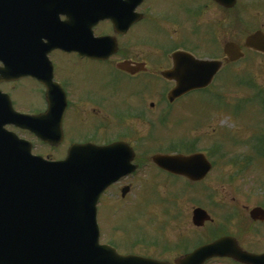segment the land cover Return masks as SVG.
Wrapping results in <instances>:
<instances>
[{
    "label": "flooded vegetation",
    "instance_id": "obj_1",
    "mask_svg": "<svg viewBox=\"0 0 264 264\" xmlns=\"http://www.w3.org/2000/svg\"><path fill=\"white\" fill-rule=\"evenodd\" d=\"M66 19L67 16L60 15L61 21ZM257 32L264 33V0H236L231 8L214 0H181L178 4L174 0H142L124 23L99 21L93 27V35L111 37L118 47L108 59L96 60L80 56L77 52L59 49L48 54L52 62L53 81L58 83L66 95L67 106L62 121L63 141L52 146L40 142L29 133L35 151H38V147H43L47 149V153L55 154L56 151L52 150L60 149V153L56 155H46L49 159L58 160L65 155L72 143H124L134 151L133 164L137 169L122 177L114 186L117 189L129 186V191L132 187L131 179L136 175H143L148 166L155 173L163 175L164 181L181 180L193 185L194 182L190 183L185 177L157 167L151 157L158 153L189 155L202 152L212 164L209 173L198 183L205 182L217 166L214 156L219 154L218 157L222 158L221 146H212V150L199 149L198 140L193 139L191 132L203 123L212 126L211 131L214 133H227L218 124H210L211 119L217 121L227 110L224 93L221 94L216 87L217 84H223L220 74L225 75L228 68L235 69L248 57H260L264 60V53L246 47V39ZM227 43L236 44L243 57L225 62ZM207 60L222 63L212 83L170 100L168 95L177 86L179 75L172 78L164 73L172 71L175 66L183 67L190 63L193 67L195 61ZM122 63L125 64V69L117 67ZM257 66L262 67L261 64ZM46 70L50 71V68ZM31 79L32 77H28L25 82L35 81ZM35 82L43 101L42 109L37 112V100L32 103L34 113H38L47 110V98L45 88L37 80ZM253 83L257 85V81ZM217 88L222 91L221 86ZM185 102H188L187 107L180 110ZM240 103L242 95L236 98L234 104L235 120H238L234 126L242 128L244 126L238 112ZM178 115L180 119H177ZM195 118L202 120L199 126L193 127L184 122L194 121ZM228 118L232 121L230 113ZM69 124L75 126L82 137H76L73 130L70 133ZM171 126L184 129L177 137L181 138L179 145L164 144L162 138L163 142H160V138L155 136L158 129L172 131ZM146 134L152 142L148 145L149 150H143L142 146ZM250 141L254 156L260 158L261 151L257 155L255 150H260L263 144H258L254 135L250 137ZM164 146L166 147L163 148ZM151 149L154 150L148 154ZM238 161L237 157L235 162ZM183 196H186L184 200L187 199L186 203H182L185 204L183 210L178 209L175 204L181 200L178 194L169 196V202L163 205L162 218L173 225V231L167 230L159 218V240L135 241L132 245L139 243L138 247L131 246L129 250H121L115 241L107 244L122 255L135 254L159 264H180L197 249L224 237L235 239L233 244L247 254H264V215L261 218L260 214L252 217V209L259 207L264 211V202L262 205L237 203L235 194L225 193H191ZM197 208L205 213L201 221L198 219L201 222L198 225L194 222V210ZM168 232L171 234L168 235ZM202 264L249 263L226 256L212 257ZM252 264H258V257L257 262Z\"/></svg>",
    "mask_w": 264,
    "mask_h": 264
},
{
    "label": "water",
    "instance_id": "obj_2",
    "mask_svg": "<svg viewBox=\"0 0 264 264\" xmlns=\"http://www.w3.org/2000/svg\"><path fill=\"white\" fill-rule=\"evenodd\" d=\"M141 1L0 0V61L4 65L0 68V81L25 69V73L45 84L50 103L45 115L30 117L15 113L8 96L0 92V264L144 263L138 257L120 256L114 249L98 243L99 197L111 183L134 169L129 165L133 155L125 150L124 144L72 145L64 160L48 162L33 156L29 143L4 129L6 124L28 128L36 119L42 124L38 132L41 138L51 140L60 136L64 97L50 81L51 72L45 68L46 53L58 47L89 57L107 58L116 51L115 41L91 38V27L104 19L124 23ZM217 1L231 6L235 0ZM57 11L67 16L66 26H49ZM42 38L48 42L44 44ZM259 40L264 41L261 33L247 41ZM24 48L29 50L22 56ZM226 49L237 57L234 45L229 44ZM259 49L264 50V46ZM20 58L32 67L29 69L25 62L18 64ZM220 66L219 62L210 65L195 62L192 69L177 70L183 84L173 90V97L208 85ZM153 161L191 180L202 179L210 169L200 154L156 155ZM203 214L200 209L194 211L197 225ZM259 214L260 218L264 215L261 209L252 211L253 217ZM233 242L228 238L216 241L195 251L182 264L223 256L245 263L254 261L253 255L241 251ZM259 263L264 264V255L259 256Z\"/></svg>",
    "mask_w": 264,
    "mask_h": 264
},
{
    "label": "rangeland",
    "instance_id": "obj_3",
    "mask_svg": "<svg viewBox=\"0 0 264 264\" xmlns=\"http://www.w3.org/2000/svg\"><path fill=\"white\" fill-rule=\"evenodd\" d=\"M174 1L178 4L181 0ZM248 59L235 69H233L234 67L228 68L225 75L223 73L220 74L222 75L220 80L223 84H217V87L221 86L222 91L215 86L217 91L221 94L224 93V98H226L227 106L229 107H227L225 115L222 114L217 121L211 119L210 124H218L221 129L226 131L228 128H236L235 134L233 132H228V135L214 133L211 131L212 126L209 127L207 124H203L200 118H195L194 121L191 122L184 120V122L190 123L193 127L199 126L202 123L199 128L193 129L191 132L193 139L195 138L198 140L197 148L212 150L214 148L212 145L216 143L223 145L222 158L218 157L219 154L214 156L213 160L216 162L217 166L210 173L205 182L192 185L181 180L164 181L163 175L155 173L153 169L148 166L143 172V175H136L131 179V190L124 198L120 196V192L117 188H112L107 194H104L105 196L102 199L100 211L97 215L98 224L103 237L100 238L102 243L103 241L113 240L121 250H129L130 244L135 241L159 240V218L160 222L165 224L167 230L173 231V225L166 223L162 218L163 205L169 202V196L173 194H178L179 198H181V200L175 203L180 210L185 208V204L182 203L187 202V199L184 200L186 196L183 195L191 193L235 194V198L238 199L235 201L237 203L246 202L250 205H252V203L263 204L264 145L260 150H255V154L257 155H259V151H261V157H255L250 148V137L254 135L256 139L261 137L264 138V105L263 103L260 104L259 99H256L254 103L244 100L240 103V117L242 119V125L245 128H241L238 125L233 126V122H235L234 124L238 122L233 116L232 121L226 117L231 111L230 106L235 104L236 98H239L241 95L242 98L251 97L254 91L259 92L260 90H264V60L260 57H248ZM258 64H261L262 67L257 66ZM252 65L254 67H252ZM259 69H263V71ZM242 75L243 78H245V75L250 77L254 76V80L256 79L257 81L256 88L253 90H245L244 86V89H240V91L239 88L235 86L233 80L239 79ZM23 86H26V84L24 81H21L18 82L16 86L13 85V87L10 88L2 86V88L10 93H16L20 91L21 87L24 89ZM32 88V85L28 86V90ZM262 94L264 95V93ZM20 95L28 97L30 101L31 99L38 100L37 95H32L27 91L21 92ZM203 101L205 100L203 99ZM18 102L20 107H25L21 106L23 104L22 98L19 97ZM185 103V106L180 107V110L187 107L188 102ZM249 104H255L256 106L254 107L253 105L251 108ZM194 110L195 107L193 111ZM180 118V115H178L177 119ZM229 121L232 123L230 124ZM171 128V132L158 129L155 132V136L160 138V142H163L161 138L164 139V144L169 143L171 146L179 145L181 143V138L177 137L183 133L184 129L176 126H171ZM68 129L70 133L73 130L76 137H82L75 126L73 127L69 124ZM232 134L234 135L232 136ZM150 139L151 138H148L146 134V139L142 142L143 150H149L148 145L152 144ZM165 147L166 146L163 148ZM153 150L154 149L148 151V154ZM38 151L45 153L47 149L38 147ZM52 151H56L55 154H57L60 153L59 151L61 150ZM236 157L239 158L237 163L232 159ZM249 157H252V160L247 163L245 159ZM162 196H166V198L162 199ZM170 234L171 232H168V235ZM138 244L139 243L134 244L133 248H137Z\"/></svg>",
    "mask_w": 264,
    "mask_h": 264
}]
</instances>
